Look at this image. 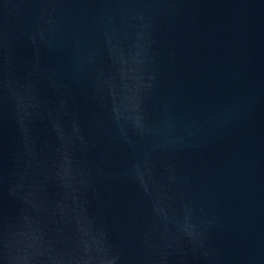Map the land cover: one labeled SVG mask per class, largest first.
<instances>
[{
    "label": "water",
    "instance_id": "obj_1",
    "mask_svg": "<svg viewBox=\"0 0 264 264\" xmlns=\"http://www.w3.org/2000/svg\"><path fill=\"white\" fill-rule=\"evenodd\" d=\"M0 264H264V0H0Z\"/></svg>",
    "mask_w": 264,
    "mask_h": 264
}]
</instances>
